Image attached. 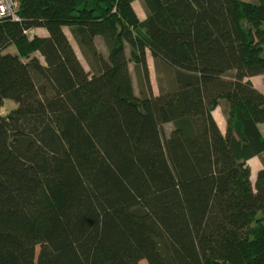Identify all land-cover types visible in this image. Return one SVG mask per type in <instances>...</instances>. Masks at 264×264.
Masks as SVG:
<instances>
[{
	"label": "trees",
	"instance_id": "1",
	"mask_svg": "<svg viewBox=\"0 0 264 264\" xmlns=\"http://www.w3.org/2000/svg\"><path fill=\"white\" fill-rule=\"evenodd\" d=\"M141 1L143 20L132 0L0 20V264H264V0Z\"/></svg>",
	"mask_w": 264,
	"mask_h": 264
},
{
	"label": "rangeland",
	"instance_id": "2",
	"mask_svg": "<svg viewBox=\"0 0 264 264\" xmlns=\"http://www.w3.org/2000/svg\"><path fill=\"white\" fill-rule=\"evenodd\" d=\"M248 1H257V0H248ZM135 5L137 6L138 4L135 3ZM67 34H68V37H69V40L79 58V60L81 61L82 65L84 66V68L86 70H89V66L77 44V42L75 41V39L73 38L72 34L70 33L69 29H65ZM42 33L43 31L42 30H36V35H39V36H42ZM97 48L98 50L103 54V55H106L107 54V47H106V44L104 42V39L102 38V36H98L97 37ZM6 50L8 51H11V52H15V47L14 46H10L8 47ZM127 53H128V49H127ZM39 59L43 62V58L38 54V53H35ZM149 59H150V64H152L151 62V58L149 56ZM129 67H130V71H131V75H132V81H133V86H134V90H135V93L137 95H142V92H141V79L140 77L138 76L137 72L134 70L133 68V64L130 62L129 63ZM151 81H152V84L154 86V90L157 92L158 91V78H157V74L155 73L154 71V68H153V65H151ZM156 74V75H155ZM162 77V76H161ZM160 77V78H161ZM251 82L255 85L256 88L262 90L264 92V74H260V75H255V76H252L250 78ZM16 106V103L12 100H5L4 101V104L3 106L0 108V113L1 114H5L7 112H9L12 108H14ZM221 107V106H220ZM219 116H220V119L223 120V123H220V126H221V129L222 131H224V126H225V123H224V115L223 113L221 114L220 111H219ZM172 128V124L171 123H166L164 124L163 126V129H164V134L167 135L170 131V129ZM263 134H264V128L262 130ZM258 163H259V168H263L264 167V153L260 156H258ZM252 181L254 182L255 181V176L253 175L252 177ZM32 255H33V258H36L37 257V254H38V251H39V246H35L33 249H32ZM141 264H147V262L143 259L141 261Z\"/></svg>",
	"mask_w": 264,
	"mask_h": 264
},
{
	"label": "crops",
	"instance_id": "3",
	"mask_svg": "<svg viewBox=\"0 0 264 264\" xmlns=\"http://www.w3.org/2000/svg\"><path fill=\"white\" fill-rule=\"evenodd\" d=\"M135 3L138 4V5L136 6ZM132 6H133V8H134V10H135V12H136V14H137V16H138V18H139L140 20H143V19L146 18V12H145V9H144V6H143V3H142L141 0H132ZM65 29H69V28L66 27V26L63 27V31L65 32V34H66L67 37H68V34H67V32H66ZM36 30H42V31H43L42 36H47V35H48L47 30L44 29V28H42V27H39V28H37ZM69 31H70V29H69ZM98 36H99V35H96V36L94 37V42H95L96 47H97V40H96V39H97ZM68 39H69V37H68ZM69 41H70V40H69ZM70 43H71V42H70ZM149 56H150V58H151V61H152L151 63H152V64H150ZM146 63H147V67H148L149 79H150V85H151L152 92H153V94H157L158 91L156 92V91L154 90V86H153L152 81H151V71H150V69H151V65H153L154 71H155V73L157 74V78H160V77L163 75V73H162V70H161V69H160V70H157L155 60H154V58L151 56V54H150V52H149L148 50L146 51ZM156 74H155V75H156ZM250 78H251V77H250ZM254 86H255V85H254ZM259 90H260V89H259ZM260 91H262V90H260ZM262 92H263V91H262ZM219 111H220V113L222 114L221 107H220V106H217V107L212 111V115H213V117H214V119H215V121H216V123H217L219 129L222 131L221 126H220V123H223V120L220 119ZM224 123H225V126H226L225 119H224ZM225 126H224V131H225ZM258 127H259L261 133L263 134L262 130H263V128H264V123H259V124H258ZM224 131H222V132H224ZM263 136H264V134H263ZM248 164H249V166H250V179H251V181H252V177H253V175L255 176V179H256L257 171L260 169V168H259V163H258V156L256 155V156L251 157V158L248 160ZM252 182H253V181H252Z\"/></svg>",
	"mask_w": 264,
	"mask_h": 264
},
{
	"label": "built area",
	"instance_id": "4",
	"mask_svg": "<svg viewBox=\"0 0 264 264\" xmlns=\"http://www.w3.org/2000/svg\"><path fill=\"white\" fill-rule=\"evenodd\" d=\"M20 0H0V20L8 19L14 22H21ZM37 28L24 29V32L32 37Z\"/></svg>",
	"mask_w": 264,
	"mask_h": 264
}]
</instances>
